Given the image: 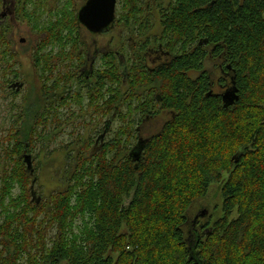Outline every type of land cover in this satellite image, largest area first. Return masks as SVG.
I'll use <instances>...</instances> for the list:
<instances>
[{
    "label": "trees",
    "instance_id": "1",
    "mask_svg": "<svg viewBox=\"0 0 264 264\" xmlns=\"http://www.w3.org/2000/svg\"><path fill=\"white\" fill-rule=\"evenodd\" d=\"M52 1L55 19L42 22ZM145 1L118 0L114 25L104 32L117 26L146 36L152 6ZM14 12L40 36L32 59L42 94L53 97L76 79L89 106L108 117L96 140L73 143L66 187L34 203L25 153L60 120L45 94L26 99L5 149L8 164L18 167L5 163L1 175L0 264H264V0H170L160 6L161 32L135 40L129 56L99 51L101 69L86 68L90 47L76 0H14ZM3 19L0 76L18 78L12 26ZM160 48L169 55L153 63ZM59 67L64 72L50 84ZM233 88L239 99L226 106L223 94ZM75 94L60 103L82 104ZM163 111L171 118L161 129L141 135L146 118ZM117 119L123 125L115 139L99 138ZM15 182L24 186L18 199ZM213 183L221 184L223 214L190 221V206Z\"/></svg>",
    "mask_w": 264,
    "mask_h": 264
},
{
    "label": "rangeland",
    "instance_id": "2",
    "mask_svg": "<svg viewBox=\"0 0 264 264\" xmlns=\"http://www.w3.org/2000/svg\"><path fill=\"white\" fill-rule=\"evenodd\" d=\"M86 1L87 0H76V9L78 10L82 7ZM169 1L170 0H157L156 4L153 0L145 1L146 4H150L152 6L150 10H147V15H149L152 29L149 32H146V36L154 37L161 32L162 25L160 6L168 4ZM53 6H58V2H50L49 8H47L43 13L42 22L48 23L52 20V18L55 19L56 9H53ZM0 11H3V20L12 26V46L13 48H16V51L19 54L16 58L17 63L15 65V68L19 71L18 78L15 74H8L5 78H3V75L0 76V85H2L0 90V187L1 175L5 167V163L6 165H10L8 164L5 153V149H9L11 145L8 140L9 131L11 127L15 125L14 122L17 119L18 112L21 111L23 106L27 105L26 99H34L37 96L45 94L43 96L45 100H47L48 103H53L54 109L51 111H57L56 113L58 114L60 120V122L53 121L44 132L41 131L43 127L40 126L41 137L32 145L31 154L30 152L25 153L26 155L32 156V165L35 168L34 170L32 169L31 178L29 177V182L27 183L30 192V199L34 203H36V201L40 203V201L42 202L43 200H46L52 192L62 190L66 187V170L68 168L67 165L70 162L67 157V153H71L70 156L74 155L77 152L78 147V144L76 145L73 143L77 142V139L86 141L90 139L96 140L99 133L103 131V127L108 116L103 115L100 111L95 112L89 106L90 103L87 88L85 87L86 89H82L81 85L77 84L76 79L70 81L66 85H63L61 88L54 89L53 97L51 92H43L42 94V77H40L41 74L36 71L32 59L33 49L40 37L39 34L32 32L25 22L16 18L14 12V0H7L6 8L3 9L2 7ZM5 13H7V16ZM82 35L87 46L90 47V53L92 54L96 51V49H99L100 51L104 49H113L123 51L127 56L131 54L130 45L135 44V40L142 41L143 38L141 37L145 36H138L136 34H133L135 35L133 36L127 29L117 26L111 28L107 32L95 35L91 34L88 29L82 26ZM134 37H137V39ZM86 48L83 50V55L85 57L88 52ZM50 49L51 47L48 48L47 51ZM104 66L103 59L99 55L95 61V67L101 69L104 68ZM59 69L64 72L62 67L55 69L54 77L50 78V84L55 83V79L59 76ZM80 70L81 68L78 69L76 73ZM18 81L22 82L24 86L19 87L16 84ZM12 83L15 84L13 87H11ZM89 83L93 82L90 81ZM17 89L20 90L17 91ZM78 92L80 93V96L82 95L83 97L82 104L72 102L71 100H69L68 103H60L59 99L61 96H74L76 95L75 93ZM44 98L41 97L42 106ZM46 104L45 107H48ZM126 108L127 107H124L123 110L126 111ZM51 118H53V116H50V120ZM134 118L139 119L138 115L134 116ZM170 118L171 114L167 111H163L146 118L141 125V135L143 134L146 138L149 137L154 132L161 129L163 123ZM122 125L123 122L121 119H117L113 122L111 131L107 133L105 140L108 142L115 139L117 131ZM134 138L135 137H133V141L137 142ZM72 149L74 150L72 151ZM19 166L21 167V165ZM14 167H18V165H10V171H12ZM23 189V185L19 184V182H15L11 189V195H13L14 199H18L22 195ZM222 205L223 198L221 184L213 183L207 195L197 199L190 206L188 211L190 221H193L195 217L202 215L205 210L206 213L202 216L204 217L203 219L206 221L207 218H212L211 221H214L223 214ZM42 220L43 216H39V221ZM75 224V229L78 232L81 230L79 225L83 227L82 219L75 221ZM56 233V228L51 230L49 239H53L56 236Z\"/></svg>",
    "mask_w": 264,
    "mask_h": 264
},
{
    "label": "water",
    "instance_id": "3",
    "mask_svg": "<svg viewBox=\"0 0 264 264\" xmlns=\"http://www.w3.org/2000/svg\"><path fill=\"white\" fill-rule=\"evenodd\" d=\"M117 3L118 0H87L78 11L79 21L90 32L94 34L102 33L104 30H107L114 25L116 19ZM20 86L21 84H19V87ZM238 99L239 95L237 93V88L227 90L223 94V100L226 106L233 104ZM108 129L109 126L106 127V130L99 138L104 139ZM133 154L139 157L141 154L140 148H136L133 151ZM25 161L27 162L28 168L33 169L32 156L25 155ZM204 213H206V210L202 215H204Z\"/></svg>",
    "mask_w": 264,
    "mask_h": 264
},
{
    "label": "flooded vegetation",
    "instance_id": "4",
    "mask_svg": "<svg viewBox=\"0 0 264 264\" xmlns=\"http://www.w3.org/2000/svg\"><path fill=\"white\" fill-rule=\"evenodd\" d=\"M4 8H6V4H5V6L3 7V9ZM80 9V8H79ZM79 9H78V11H79ZM3 12V11H2ZM2 17H4L3 15L4 14H0ZM5 15L7 16V13H5ZM7 18V17H6ZM16 19V18H15ZM83 25V24H82ZM84 26V25H83ZM85 27V26H84ZM86 28V27H85ZM87 29V28H86ZM89 31V30H88ZM90 32V31H89ZM104 32V31H103ZM91 34H93V35H95L94 33H92V32H90ZM98 34V33H97ZM100 50L99 49H96V54H95V56H94V59L92 60V62L90 63V56H91V53H90V51H88L87 52V58H88V60H89V62H87L88 60H86V68H87V65H90V66H93L94 64H95V61H96V59H97V57L99 56V52ZM152 51V50H151ZM17 52V51H16ZM18 53V52H17ZM165 55H169V53H167L166 51H164L162 48H160V51H158V55H157V58L155 59V60H153V63L154 62H157V61H163L164 60V58H165ZM167 57V56H166ZM83 71H84V69H83ZM15 84L14 83H12L11 84V87H13ZM21 86L23 87L24 85L23 84H21ZM18 90V89H17Z\"/></svg>",
    "mask_w": 264,
    "mask_h": 264
}]
</instances>
